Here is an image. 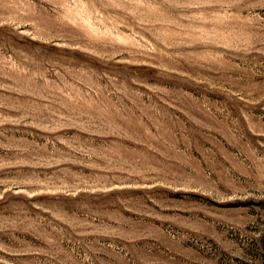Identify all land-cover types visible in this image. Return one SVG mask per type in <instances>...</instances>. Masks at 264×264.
Wrapping results in <instances>:
<instances>
[{"label": "rangeland", "instance_id": "rangeland-1", "mask_svg": "<svg viewBox=\"0 0 264 264\" xmlns=\"http://www.w3.org/2000/svg\"><path fill=\"white\" fill-rule=\"evenodd\" d=\"M0 264H264V0H0Z\"/></svg>", "mask_w": 264, "mask_h": 264}]
</instances>
